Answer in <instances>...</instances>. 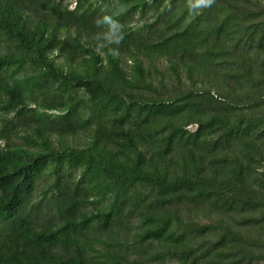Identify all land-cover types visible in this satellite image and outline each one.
Masks as SVG:
<instances>
[{"label":"trees","instance_id":"1","mask_svg":"<svg viewBox=\"0 0 264 264\" xmlns=\"http://www.w3.org/2000/svg\"><path fill=\"white\" fill-rule=\"evenodd\" d=\"M0 264H264V0H0Z\"/></svg>","mask_w":264,"mask_h":264},{"label":"clouds","instance_id":"2","mask_svg":"<svg viewBox=\"0 0 264 264\" xmlns=\"http://www.w3.org/2000/svg\"><path fill=\"white\" fill-rule=\"evenodd\" d=\"M198 2L205 6H211L214 3V0H198Z\"/></svg>","mask_w":264,"mask_h":264},{"label":"rangeland","instance_id":"3","mask_svg":"<svg viewBox=\"0 0 264 264\" xmlns=\"http://www.w3.org/2000/svg\"><path fill=\"white\" fill-rule=\"evenodd\" d=\"M3 144V142L0 140V145H2Z\"/></svg>","mask_w":264,"mask_h":264}]
</instances>
